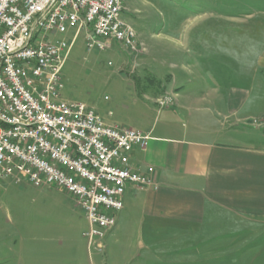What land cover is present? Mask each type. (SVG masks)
<instances>
[{
    "label": "crops",
    "instance_id": "0c3cea01",
    "mask_svg": "<svg viewBox=\"0 0 264 264\" xmlns=\"http://www.w3.org/2000/svg\"><path fill=\"white\" fill-rule=\"evenodd\" d=\"M254 15L227 19L247 23ZM198 18L181 22L169 43L176 48L199 45L209 29H201ZM259 25L261 32L243 37L246 46L237 55L226 52L222 82L196 84L197 74L190 72L186 82L157 80L144 94L154 104L173 94L175 103L158 107L160 125L156 120L138 130L149 140L131 152L129 166L147 174L151 185L126 190L107 251L132 242L147 264H225L242 234L263 232L264 126L238 125L264 119V21ZM139 32L146 42L163 39L160 32ZM183 119L190 124L185 129L179 124Z\"/></svg>",
    "mask_w": 264,
    "mask_h": 264
},
{
    "label": "built area",
    "instance_id": "2783aa9c",
    "mask_svg": "<svg viewBox=\"0 0 264 264\" xmlns=\"http://www.w3.org/2000/svg\"><path fill=\"white\" fill-rule=\"evenodd\" d=\"M125 10L123 0H0V180L69 194L85 212L90 254L105 252L126 190L150 187L149 176L129 166L131 152L149 137L64 100L62 73L82 33L88 52L116 45L135 53L136 30L117 21ZM32 37L42 44L31 45ZM21 57L30 65H20ZM157 104L164 108L172 99L162 96Z\"/></svg>",
    "mask_w": 264,
    "mask_h": 264
},
{
    "label": "rangeland",
    "instance_id": "374dc122",
    "mask_svg": "<svg viewBox=\"0 0 264 264\" xmlns=\"http://www.w3.org/2000/svg\"><path fill=\"white\" fill-rule=\"evenodd\" d=\"M124 5L122 18L138 31V50L129 53L113 45L106 51L88 52L80 34L63 68L62 97L85 104L106 123L135 130L162 122L157 118L159 98L156 105L144 97L157 80L186 82L190 80L186 74L195 72L196 84L222 82L227 76L223 73L226 52L237 55L246 46L243 37L261 32L259 24L264 21V0H124ZM250 13L255 15L247 23L227 19ZM195 17L201 29H209L207 37L184 48L170 44L168 37L176 38L178 25ZM139 28L148 36L160 32L163 39L146 42ZM72 36L73 31L64 38L70 41ZM163 96L171 97L172 104L162 109L172 107L174 95ZM179 122L182 129L190 125L184 119ZM238 125L254 129L264 126V119ZM87 225L85 212L66 192L38 188L25 179L22 184L0 180V264H90L89 258L94 264H130L133 254H137L135 264H147L132 242L90 254L82 235ZM239 242L225 264H264V230L242 234Z\"/></svg>",
    "mask_w": 264,
    "mask_h": 264
},
{
    "label": "bare ground",
    "instance_id": "6f19581e",
    "mask_svg": "<svg viewBox=\"0 0 264 264\" xmlns=\"http://www.w3.org/2000/svg\"><path fill=\"white\" fill-rule=\"evenodd\" d=\"M122 16L123 14H117V21H124ZM39 44H42V37H32L31 38V45H39ZM20 65H30V58L21 57Z\"/></svg>",
    "mask_w": 264,
    "mask_h": 264
}]
</instances>
